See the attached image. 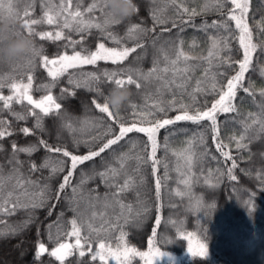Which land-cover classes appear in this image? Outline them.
<instances>
[{"label":"trees","instance_id":"16d2710c","mask_svg":"<svg viewBox=\"0 0 264 264\" xmlns=\"http://www.w3.org/2000/svg\"><path fill=\"white\" fill-rule=\"evenodd\" d=\"M91 2L92 0H83L81 10ZM135 2L138 5L136 15L130 19L120 21L118 24H112L108 28V31L120 40L119 45L110 39H104L100 36L99 30L93 28L89 34H86L84 46L92 51L95 50L99 42H104L106 47L109 48H132L137 43H143L144 47L137 48L136 52L131 53L120 64L99 61L95 66H83V72H95L99 75L105 70L123 69L125 75L131 73L136 78L137 70L144 73L149 72L154 61H158L161 68L164 67L165 54L174 59L179 42L185 38L193 37L202 41L204 34L220 32L222 37L227 39L228 46L223 49V52L212 58L211 65L208 59L201 58V55L187 54L195 57V59L189 60V64L193 66L194 70L189 73L191 80L187 91H192L197 79L203 77L205 69L211 68L210 76L216 72L226 73L225 76L218 77L221 84L226 83V79L235 74L238 65L233 63V66L228 68L226 65L221 66L219 61L221 58L227 57H231L232 61L242 59L238 48V30L236 31L232 27L228 32L218 27L204 29L205 24L211 25L213 21L220 24L226 20V15L222 16L218 9L208 10L206 13L196 15L193 17L191 24L182 25V31L173 28L169 23L166 26H156L155 32H149L147 36L140 32L136 33L135 35L139 36V40H137L129 38L128 28L131 25L152 28L153 20L150 13L153 11L164 20L176 19L177 23H180V19L176 16V5L172 4L171 0H154V2L153 0H135ZM13 3L15 5L14 11H18L21 15L29 4H32V8L29 9L31 18H40L43 15L41 0H13ZM53 3L58 4L59 0H53ZM177 3H182L189 9H196L197 12H200L202 8L196 0H177ZM4 4L5 9L0 10V16L7 13V0H4ZM228 7H231L230 3L225 7V13ZM91 15L97 20L102 16L99 9ZM19 26L21 32L26 34V30L23 29L20 21ZM34 27L37 32L51 31L55 33L59 30L56 25L46 23ZM165 27L171 30H165ZM65 32L67 34V30ZM71 36L74 40L81 39V36L76 33H72ZM154 36L156 37L155 46L152 43ZM30 37L34 41V46L37 49H42L43 55H47L50 59L56 58L57 55L63 54L65 51L64 44L66 41L64 40L41 41L39 36ZM67 51L71 54L70 48ZM29 60H34V64L30 65ZM73 71L79 74L81 70H69V72ZM29 73L34 77L31 94L34 99H39L46 93L37 89L51 81L47 71L41 64V57L34 56L32 53L13 61H5L0 58V84L4 85L3 89L0 90V94L9 95L11 91L8 85L13 81L27 83V74ZM139 82L142 85L140 89L135 88L134 85L128 87L131 91V103H126L119 111L126 123L133 121L131 104H135L139 109L145 105L151 107L155 101L160 99L165 102L172 99L169 91H163L162 94L158 93L157 89L161 88L159 80H140ZM204 86L209 87L207 80ZM112 87V84L107 83L102 78L99 81L92 82L91 88H76L74 85L68 84L66 74L58 81L57 86L51 89L53 96L62 105L59 116L50 115L45 117L42 121V129H36L33 135L27 137L20 132V129L23 127L33 128L36 123L33 117H29L26 121H18L7 110L0 112V118L10 121L11 130L14 133L12 136L0 141L4 149L0 152L2 170H10L11 168L7 161L12 154L11 145L13 143L19 147H27L37 145L38 141L43 139L49 145L66 147L69 151L78 155L86 154L89 147H98L99 144L90 143L86 147L83 143H80L77 148L74 146L73 140L91 141L93 136H99L104 131L103 127H92L88 123L89 121L92 124H100L102 121L111 123L107 120L106 114L100 113L95 108L92 101L95 99L97 102H103V96H106ZM62 89H68L69 92H74L75 95L65 93L61 98ZM97 89L102 95L97 94ZM260 90L262 89L251 88L254 97L238 91L234 101L237 112L219 113L217 115L219 137L228 146L225 151L230 152L237 164V167L232 171V174L236 177L235 181L231 180L226 174L227 170L231 168L232 162L226 161L216 150L215 142L212 139L213 133L208 129L209 122L207 121L202 122L200 125L180 121L159 131L157 141L160 146L156 155L161 164L157 166L156 175L152 174L150 162L144 164L138 162L135 158L137 155L150 154V146L148 153L143 151L147 137L143 133L136 132L129 133L124 141H121L117 146H113L115 148L114 152L106 151L101 154V157L95 158L94 161H88L79 166V170L72 178L73 185L81 180V170L88 175H91L94 169L103 171L104 162L108 166L119 168L120 165L114 160V157L121 152L128 153L131 157L127 159L126 166L121 175L116 178V182L122 184L125 176L134 178L135 185L121 194L120 197L124 204L132 206V211L128 213L125 210L124 216L119 218V225L116 229L102 235L101 238L105 243L113 247V244H117V241L120 242L119 238L123 233L124 244L130 248H135L139 252H144L148 249L149 241L152 240L154 249L172 254L170 260H167L166 257L160 259L158 264H264V182L258 179V176L264 173V132H258L259 124L253 125L242 141L246 147L240 149L236 147L235 141L230 140L231 137L239 138L245 134L244 125L252 123L249 113L261 114L260 105L264 104V98L259 95ZM217 98L214 94H199L196 107L201 109L205 106L210 107L211 103ZM176 99L178 102L192 103L187 94L183 96L178 94ZM13 110L16 112L26 111L25 107L19 104H15ZM177 114L179 113L176 111H169L167 117L172 118ZM156 118L163 119L165 117L163 114L157 113ZM65 122H71L75 132H70L66 127H63ZM201 134L204 136L206 148L204 142L200 140ZM133 143H135V147ZM165 144L167 145L166 149ZM189 154L192 156L191 172L194 176L189 178L191 186L186 187L181 181L188 178L184 157ZM18 156L19 160L23 162L20 168V174L23 178L48 183L53 191L62 182L63 175L66 174L65 171L49 181H43V177L45 179L49 177L46 175L47 169L36 173L29 171L30 162L39 165L46 158H50V162H54L55 157L42 148L35 151L31 156L26 153H19ZM5 157L8 159L6 158V160ZM164 164L168 165L167 180L163 179L165 176ZM157 177L162 179L161 198L159 200H157L155 193ZM90 189H98L101 195L109 191L100 179L96 178L89 180L83 186V195L78 197L77 212L69 210V199L72 197V191L69 188L63 194L62 199L59 201L51 199L45 207L38 208L34 212L29 213L27 210L21 209L11 216L3 217L5 223L0 224V257L9 254V260L13 259L14 256H16L14 259L19 260L25 255L26 251H23L21 255L20 252L22 246L26 244V254L28 256L26 262L22 264H60L59 261H56L54 257H50L47 253L43 254L38 260L35 256L37 245L40 242L45 243L49 252L56 246L54 242L49 240L50 225L52 226V235L55 236L59 232L61 242H75L74 237L64 236L65 232L71 230L70 221L77 218L78 222L82 223L89 219L93 211L99 214L104 208L102 203H97L95 208L90 206L88 199ZM178 190L183 192L184 195H176ZM35 191L36 189L32 188V192ZM137 193H139V196ZM145 207L148 209L147 212H144ZM110 209L114 223L117 225L116 218L121 209L115 204H112ZM137 213L140 214L137 215ZM29 215L32 219L28 227L17 234H9L11 228H19L28 219ZM157 217L160 219L159 225L156 224ZM101 220L98 218L93 220L92 223L94 226H99ZM154 231L155 236H153ZM86 232V228L82 229V234ZM187 233H194L197 237L193 240L194 248H198L199 243L206 245L207 256L192 257L188 253V241L184 239ZM98 242L93 237L91 251H89V245H85L83 249L85 255L83 257H80L79 251L74 249L72 255L65 259L64 264H106L98 258L95 261L91 258L98 248ZM121 246L124 245L121 244ZM6 248L8 251L2 250ZM17 252H19V257L16 255ZM173 256L182 257L180 260L174 261ZM141 259L139 256H134L124 262L125 264H141ZM14 264L16 263L14 262Z\"/></svg>","mask_w":264,"mask_h":264},{"label":"snow or ice","instance_id":"6c2138e0","mask_svg":"<svg viewBox=\"0 0 264 264\" xmlns=\"http://www.w3.org/2000/svg\"><path fill=\"white\" fill-rule=\"evenodd\" d=\"M154 2V0H153ZM83 0H59V3H53V0H41V6L43 10V15L40 18H31V12L29 9L32 8V4H29L27 8L23 11L21 15L15 10V5L13 0H7L6 11L7 13H15L17 19L21 22L22 27L26 30V34L30 36H39L41 41H61L64 40L65 51L63 54H59L56 58L50 59L47 55H43L42 49H37L35 46L33 48V55L41 57V64L47 71L48 77L51 81L48 84L41 85L37 90H43L46 94L41 96L39 99H34L31 94L33 90V75L31 73L27 74V83L24 82H11L8 88L11 91L10 95L0 94V112L7 110L11 116L16 120H27L29 117H33L36 121L33 128L23 127L20 132L24 136L33 135L36 129H42V121L45 117L50 115L59 116L62 105L58 102V99L53 96L51 89L57 86L58 81L67 74L68 84L74 85L76 88L89 87L91 88L92 82L101 80L102 78L109 84L113 86H135V88L140 89L142 87L140 80H159L161 82V88H158V93H163V91H169L172 95L170 101L165 102L163 99L155 101L151 107L145 105L142 108H137L135 104H131L133 109V121L131 123L124 122L123 117L119 112H114L110 109L106 103V96H103V102H97L93 100L95 108L102 114H106V118L111 123L101 122L100 124H92V127H103L104 131L99 136H93L91 141H77L73 140L74 146L78 148L80 143H83L86 147L90 143L99 144L98 147H89V150L84 155L74 154L69 151L66 147H58L49 145L46 140L40 139L37 145H30L27 147H19L17 144L13 143L11 145L12 154L9 157L7 163L11 166V172L7 178L4 177L2 166H0V224H4L5 221L3 217L11 216L15 214L18 210L24 209L29 213L34 212L38 208L45 207L49 200L56 199L59 201L63 198V194L67 189L71 188L72 197L69 199L70 209L73 212L78 210V197H82L83 186L92 179L99 178L103 183L105 188L109 191L101 195L98 189H90L88 191V199L90 206L95 208L97 203H102L103 207L107 209L108 207L115 204L119 206L121 212L117 216V222L121 216H124L125 210L131 213L132 206L126 205L120 199L121 194L130 190L135 185V180L131 176H125L123 183L119 184L116 182V178L122 173V170L126 166L127 159H130L128 153L121 152L118 156L114 157L120 167L114 168L108 166L104 162V170L97 171L93 170L91 175L84 173L81 170V180L76 185L72 184V178L74 174L79 170V166L85 164L88 161H94L95 158L101 157V154L106 151L114 152L115 148L121 141H124L128 137L129 133H143L147 137L143 151L148 153L150 146V154L145 156L137 155L135 158L138 162L144 164H151L152 174L156 175L158 171V165L161 161L157 158V149L160 146L157 141V135L161 129L166 128L169 125H175L180 121H188L196 125H200L202 122H209L207 127L213 133L212 139L215 142L216 150L225 158L226 161H231V168L227 170V175L231 180L235 181L236 177L232 174L233 169L237 167L236 161L229 151H225L228 146L219 137V127L217 121V115L219 113H231L237 112L236 105L234 103L238 91H242L248 96L254 97V93L251 91L250 86L245 87V74L248 72L250 66L253 63V53L257 50V44L253 43V33L249 24L247 22V14L250 8V0H213V9H218L222 16L226 15V20L222 21L220 24L213 21L211 25H204L206 30L208 27H218L223 28L225 32L230 31L229 21L235 22V29L238 30V42L240 49L243 50L242 59L237 61H232L231 57L221 58L219 63L221 66H227L231 68L233 63L238 65L235 70V74L226 79V83L221 84L218 77L225 76L226 73L216 72L211 74V68L205 69L203 72V77L197 79L195 86L192 88L191 92H188V85L191 80V73L194 69L189 60L195 59L187 55L180 45L176 49L175 58L171 59L167 54L164 55V67L159 66L158 61H154L153 67L149 72L144 73L143 71L137 70L136 78L129 73H124L123 69H117L108 71L105 70L99 75L95 72L85 73L82 71L85 65H97L99 61L111 62L112 64H120L125 61L129 55L136 52L137 48H143V43H137L134 47H122V48H109L106 47L104 42L97 43L95 50L92 51L84 46V40L86 34L90 33V30L95 28L100 32V36L104 39H110L116 44H120V40L113 35L108 28L112 24H118L120 21L114 19L107 8L106 0H92V2L83 10H81V5ZM171 3L176 5V16L180 19V23H177L176 19L164 20L160 18L156 12H151V18L153 20V27L146 28L141 25H131L128 28V36L132 39L139 40V36L135 34L140 32L145 36L149 32H155L156 26H166L169 23L173 28H178L183 30L182 25L191 24L193 17L206 13L209 9L205 5L201 8L200 12L196 9H189L182 3H177V0H171ZM230 3L231 7H228L225 13V7ZM5 9L4 0H0V10ZM97 9L101 12L102 16L99 20L95 19L91 14H93ZM187 17V19H185ZM46 23L48 25H56L59 30L55 33L51 31H39L35 30L34 26ZM67 30V34L65 32ZM165 30L170 31L171 29ZM261 31L264 32V25H261ZM76 33L81 36L80 40L72 39L71 34ZM15 34V33H14ZM153 46L156 43V37L152 39ZM221 43L224 48H227L228 41L223 39L221 42L214 40L213 50L209 51L208 62L211 65V60L217 53L216 49L220 48ZM79 46V50H78ZM71 49V54L68 53L67 49ZM264 50V46H262ZM29 64H34V60H29ZM182 65V66H181ZM81 70L79 74L76 71L69 72V70ZM210 77V78H209ZM209 87H205V81ZM4 87L0 84V90ZM111 90V89H110ZM109 90V91H110ZM75 95L74 92H69L68 89L61 90V98L64 94ZM97 94L99 93L97 89ZM183 96L187 94L190 97L192 103L178 102L177 95ZM199 94H214L218 98L215 99L210 107L205 106L203 109L196 107L197 96ZM259 95L264 98V89L260 90ZM13 102L25 107L26 111L16 112L13 110ZM26 102V105H25ZM255 102V101H254ZM131 103V102H129ZM261 114L249 113V118L251 119V124H245V134L241 135L239 138L231 137L230 140L235 141L236 147L238 149L246 147L242 141L246 138L247 131L253 127V125L259 124L258 132H264V104L260 105ZM39 110V111H37ZM169 111H176L179 114L172 118H168L167 114ZM161 113L165 118H156V114ZM84 123V122H82ZM63 127H66L70 132H75V128L71 122H65ZM118 129V131H117ZM14 133L11 130V123L7 119L0 118V141L6 137L12 136ZM200 140L204 142L203 134L200 135ZM102 141V142H101ZM135 147V143H133ZM205 148L207 147L206 142H204ZM45 150L47 153L52 154L55 157L54 162H50V158H46L39 165L35 162H30L29 171L31 173H36L42 171L43 169H50L49 180L55 178L60 173L66 171L63 175L62 182L53 191L48 183H43L41 181L24 179L22 174H20V168L23 162L19 160V153H26L31 156L35 151L40 149ZM167 145L165 144V149ZM4 151L2 144H0V152ZM187 165L186 176L188 178L182 180L181 182L185 184L186 187H190L189 178L194 176L191 172L192 166V156L189 154L184 157ZM215 159V157H213ZM165 176L164 180H167V169L168 165L164 164ZM13 174H16L15 176ZM15 179V183L11 187H8V183ZM258 179L264 182V173L258 176ZM161 187L162 179L160 177L156 178L155 181V193L156 198L159 200L161 198ZM30 188L36 189L35 192H31ZM139 196V193H137ZM176 195L182 196L183 192L177 191ZM111 202V203H110ZM147 207L144 208V212H147ZM140 213H137L139 215ZM63 213L61 214V216ZM105 213L100 212L97 214L93 211L88 220L82 223L78 222L77 218H73L70 221L71 230L64 233L65 237H74V243L61 242L59 232L53 236L51 233V225L49 226V240L54 242L57 246L54 247L50 252L46 247L45 243L40 242L37 245L35 252L36 258L39 260L41 256L47 253L50 257H54L56 261L60 264H64L67 257L71 256L73 250L79 251V256L83 257L85 255L84 247L89 245V251H91V243L93 237L98 240V248L92 255V260L95 261L97 258L101 262L106 260V254L111 255L118 261V264H123L120 259L119 250L112 251L110 245H106L105 241L101 238L102 235L110 232L114 227L111 221L105 220L103 224L99 227H95L92 223L96 219H104ZM31 215L28 219L22 223L19 228H11L9 234H17L24 228L28 227L31 222ZM160 219L157 217L156 224L159 225ZM86 228L87 232L82 234V229ZM155 231L153 236H155ZM184 239L188 241V253L192 257H205L207 256V247L204 243H199L198 248L193 247V240L197 239L194 233H187ZM121 244L124 242V234L121 233L119 238ZM152 245V241H149V246ZM128 254L134 256H139L140 258H145L148 253L139 252L135 248H125L124 250V260L128 259ZM163 255V253H161ZM151 264V262H147Z\"/></svg>","mask_w":264,"mask_h":264},{"label":"rangeland","instance_id":"374dc122","mask_svg":"<svg viewBox=\"0 0 264 264\" xmlns=\"http://www.w3.org/2000/svg\"><path fill=\"white\" fill-rule=\"evenodd\" d=\"M196 2L201 6H207L209 10L213 9V0H196ZM214 10V9H213ZM247 22L249 24V27L252 30L253 33V43L257 44V50L253 53V63L250 66L248 72L245 74V81L244 85L253 89H264V50H262V46H264V32L261 31V25H264V0H250V8L247 14ZM229 27H232L235 29V22L234 21H229ZM237 31V29H235ZM239 33L237 32V38H238ZM203 40L199 41L194 39L193 37H187L184 40H182V45L180 46L182 50L189 55H201V58L208 59L209 58V51L213 50V42L214 40L217 42H221L224 38L222 37V34L220 32H215V33H210V34H204L203 35ZM238 48L239 51L241 52V55L243 56V50L240 49L239 42H238ZM223 44L221 43L220 48H217L215 51L217 54L223 52ZM238 66H236V69ZM235 69V70H236ZM11 94V93H10ZM9 94V95H10ZM26 103V102H25ZM2 104V102H0ZM15 102H13V106H15ZM56 135H59L58 133H55ZM3 171V170H2ZM11 172L10 170H4L3 175L5 178L8 177V175ZM14 176L16 174H13ZM46 175H50V169H47ZM43 181H49V179H45L43 177ZM15 183V179H13L11 182L8 183V187H11L12 184ZM30 191L32 192V188H30ZM111 203V202H110ZM100 211V210H99ZM102 212L105 213L104 219L101 220L99 223V226L107 221H113L114 227L112 230L116 229V227L119 225V221L117 222V225L114 223V218H112L111 214L112 211L110 207L107 209L103 208L101 210ZM94 225V224H93ZM95 226V227H99ZM111 232V231H110ZM152 241V240H151ZM106 245H108L106 243ZM124 246H121L120 242L117 241V244H113V247H111L112 251H117L119 250L120 254V259L123 261V264H125L124 260V250L125 248H130L126 244L123 243ZM57 246V245H56ZM54 246V247H56ZM5 248V247H3ZM2 250H7L8 249H2ZM20 251V249H19ZM23 251L27 252V245L24 244L22 246L20 255L23 254ZM25 252V255L22 258H19V260H16V256L13 257V259L9 260V254L4 255L0 257V264H22L23 262H26V257L28 256ZM145 253H148V256L145 258L141 259V264H147V262H151V264H158L160 263V259L166 258L167 260H170V257L172 254L170 252L166 251H157V249H154V243L152 242V245H148V249L144 251ZM17 252V257H19ZM163 253V255H161ZM132 256V254H128V259L129 260ZM182 256H173L174 261H178L181 259ZM99 259V258H98ZM106 264H118V261L113 258L111 255L106 254V260L104 261ZM177 263V262H176Z\"/></svg>","mask_w":264,"mask_h":264},{"label":"clouds","instance_id":"9594fccd","mask_svg":"<svg viewBox=\"0 0 264 264\" xmlns=\"http://www.w3.org/2000/svg\"><path fill=\"white\" fill-rule=\"evenodd\" d=\"M112 17L118 21L130 19L138 12L135 0H106ZM15 33V34H14ZM33 39L21 32L15 13L0 16V58L13 61L33 53ZM131 91L127 86H113L107 94L106 103L114 112H119L130 102Z\"/></svg>","mask_w":264,"mask_h":264},{"label":"bare ground","instance_id":"6f19581e","mask_svg":"<svg viewBox=\"0 0 264 264\" xmlns=\"http://www.w3.org/2000/svg\"><path fill=\"white\" fill-rule=\"evenodd\" d=\"M6 158H7V157H5V159H6ZM7 159H8V158H7ZM7 159H6V160H7Z\"/></svg>","mask_w":264,"mask_h":264}]
</instances>
